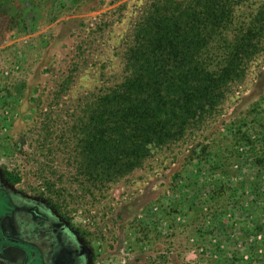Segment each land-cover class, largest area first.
Instances as JSON below:
<instances>
[{"label": "rangeland", "instance_id": "1", "mask_svg": "<svg viewBox=\"0 0 264 264\" xmlns=\"http://www.w3.org/2000/svg\"><path fill=\"white\" fill-rule=\"evenodd\" d=\"M154 1L0 0V188L37 206L87 264H264V39L185 137L118 181L86 163L92 104L125 80ZM262 6L246 0L235 21Z\"/></svg>", "mask_w": 264, "mask_h": 264}, {"label": "trees", "instance_id": "2", "mask_svg": "<svg viewBox=\"0 0 264 264\" xmlns=\"http://www.w3.org/2000/svg\"><path fill=\"white\" fill-rule=\"evenodd\" d=\"M246 0H155L132 33L127 76L92 104L83 138L86 163L118 181L153 147L185 137L215 111L262 50L264 6L236 22Z\"/></svg>", "mask_w": 264, "mask_h": 264}, {"label": "flooded vegetation", "instance_id": "3", "mask_svg": "<svg viewBox=\"0 0 264 264\" xmlns=\"http://www.w3.org/2000/svg\"><path fill=\"white\" fill-rule=\"evenodd\" d=\"M0 196L6 205L0 216V256L13 257L15 264H87L84 250L61 228L55 233L53 223L40 215L37 206L27 210L2 188Z\"/></svg>", "mask_w": 264, "mask_h": 264}]
</instances>
